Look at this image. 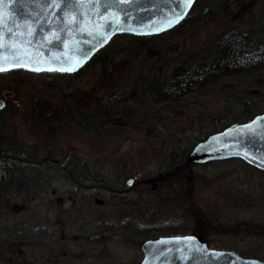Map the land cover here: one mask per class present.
I'll return each instance as SVG.
<instances>
[{
  "label": "rangeland",
  "instance_id": "374dc122",
  "mask_svg": "<svg viewBox=\"0 0 264 264\" xmlns=\"http://www.w3.org/2000/svg\"><path fill=\"white\" fill-rule=\"evenodd\" d=\"M194 4L188 13V21L176 32L156 35L147 45L138 48L127 47L126 39L115 36L101 52L104 61L96 60L79 73L66 76L0 73V89L2 86L16 89L15 92L8 90L6 98L11 96L13 100L3 118L11 123L9 130L17 147L30 148L32 157L45 153L48 148L58 151L60 156H76L79 163L74 166V176L85 173L80 178L81 184L90 186L89 193L105 200L104 207L95 206L93 197L88 204L77 206L80 220L88 214L92 220L80 225L74 223L71 227L74 236L92 234L88 237L91 243L71 245V253L73 250L77 257L75 264H100L112 260L116 253L121 264H139L142 258L140 244L144 241L141 232L146 235L192 233L200 222L210 247L217 248L222 240L224 246L217 249L233 250L246 257H250L248 252L252 249L258 252L256 258L264 260V203L261 207L251 198L252 190H255L256 197L262 195L260 198L264 202V173L244 165L239 159L193 165L190 196L186 195L180 177L173 183L168 179L157 181L155 189L145 187L143 209L133 213L138 222L133 229L110 228L100 219L105 208L113 204L107 195L110 182L105 178L115 163L124 159L131 169L140 171L143 168L145 177L155 175L158 168L160 173H168L167 166L177 157L178 147L187 144L197 133L206 134L218 124L228 106L227 95L239 99L262 95L263 71L242 75L238 80H222L215 87H206L205 92L181 97L170 107H164L158 99L154 102L151 94L147 95L145 83L151 81L149 88L159 96L160 87H156L155 81H163L169 74L167 65L173 59L194 61L200 58L205 52L212 51V44L224 33L236 30L264 38V0H195ZM144 72L146 78L143 80ZM115 95L120 97L118 105L121 107L116 117L125 115L127 120L125 116L116 121L114 116L99 121L92 118L89 126L80 121L77 111L84 104L90 108L95 105L89 99L95 97L104 102ZM127 107L136 111L130 113ZM151 111L154 112L152 116L147 114ZM40 170L39 165H32L29 171L25 188L30 192V201L25 202L26 208L20 207L22 203L18 199L0 194L7 220L11 216L18 223L8 229L9 224L0 222V246L6 241L13 251L16 250L13 256L10 255L13 264L40 258L38 252L27 251L33 245L40 247L38 239L43 223L40 197L44 187ZM48 174L50 185L47 187L57 192L55 195L48 193L47 197L51 218L60 211L57 196H65L61 192L71 187L66 173H56L53 169ZM86 175L94 178L85 179ZM98 193L102 196H97ZM80 201H84L83 196ZM70 205V201H65L63 209L70 210ZM61 213L65 211L61 210ZM27 242L31 245L25 249L23 245ZM94 246H98V252ZM82 248H85L83 253ZM22 253L25 256H21ZM79 254L84 255L83 261L79 260ZM98 258L101 261H97Z\"/></svg>",
  "mask_w": 264,
  "mask_h": 264
},
{
  "label": "water",
  "instance_id": "95a60500",
  "mask_svg": "<svg viewBox=\"0 0 264 264\" xmlns=\"http://www.w3.org/2000/svg\"><path fill=\"white\" fill-rule=\"evenodd\" d=\"M195 0H0V73L74 74L113 36H154L176 27ZM4 106L0 98V108ZM186 162L239 159L264 172V111L208 134ZM139 264H264L212 248L195 233L144 240Z\"/></svg>",
  "mask_w": 264,
  "mask_h": 264
},
{
  "label": "trees",
  "instance_id": "16d2710c",
  "mask_svg": "<svg viewBox=\"0 0 264 264\" xmlns=\"http://www.w3.org/2000/svg\"><path fill=\"white\" fill-rule=\"evenodd\" d=\"M195 5V4H194ZM194 5L192 9L194 8ZM188 21V15L173 29L165 32L171 33L176 32L179 30L185 22ZM164 33L158 34L156 37L165 35ZM117 37H122L128 41L127 47L134 46L138 48L139 46H145L147 45V42L151 40L154 36H133L131 34H119L116 35ZM113 36L112 38H114ZM212 51L208 53H204L200 58H197L196 60H188L181 59V60H172L171 64L169 63L168 69L169 74L164 78L163 81H155L156 87H160L157 91V94L159 96H156L154 91L151 90L150 82L148 81L145 83L147 85V95L151 94L152 100L155 102L157 99L160 101V103H163L164 107H170L173 106L178 99H181V97L189 96L192 93L199 94L200 92H205V88H212L215 87L216 84L220 83L222 80L226 79H233L238 80V77L250 75L251 73H257L263 71L264 72V38H256L251 36L249 33H244L240 31H229L227 33H224L220 35L216 41L212 44ZM104 48V47H103ZM100 50L85 66L89 65L92 62H95L96 60L100 63L104 61L102 58ZM129 52H126L127 54ZM207 58V59H206ZM193 61V62H192ZM84 66V67H85ZM83 67V68H84ZM82 68V69H83ZM81 69V70H82ZM11 72V71H10ZM13 72H25L27 71L23 70H13ZM76 73H79L76 72ZM52 75L56 76H66L71 74H59V73H51ZM141 78L144 80L146 78V73L144 72L143 75H141ZM143 85V84H142ZM16 90L15 88H4L2 86V89H0V96L2 95L3 91H7L6 93H9L8 90ZM10 90V91H11ZM261 90V89H260ZM150 91V93H149ZM15 92V91H14ZM262 95L259 94L257 96L249 97V98H235L232 96L227 95V108L223 113L220 115L221 118L219 119L218 124H215L214 127L207 131L206 134H199L197 133L195 136L191 137L187 144L178 147L177 151V157L172 159V161L169 163V171L168 173H159L153 175L156 179L159 178V180H166L168 179L169 182H174L175 178L180 177V179L183 181V184L185 186V193L187 196H190V190H191V184H192V169L191 167L195 164H189L186 162V158L188 153L190 152V148L193 147V145L201 140V138H205L208 134H212V132H215L217 130H220L226 125H229L234 122H242L246 121L250 118H252L256 113H260L264 111V88L262 87ZM5 94V93H4ZM16 95V93H15ZM120 97L115 95L112 98L105 99L104 102H102V99L98 98H91L89 101H92L95 103L94 106L91 108L84 104L78 112V116L80 117V121L82 123L87 124L86 126L91 125L90 119H96V120H102V118L108 117L110 115L116 116L121 111V107H118L117 105L120 103ZM13 100V97H7L4 107L0 110V115L2 116V121L0 122V152L1 153H11L15 155L16 146L18 143L13 137V133L11 130H9V125L11 123H7L3 118L5 113L11 109V101ZM108 100L112 101V103L115 101L116 106H113L112 108L107 106ZM182 104V103H181ZM180 104V105H181ZM128 108V107H127ZM111 109V110H110ZM130 109V108H128ZM126 109V110H128ZM12 111V110H11ZM114 111V112H112ZM136 110L130 109L128 112L134 113ZM112 112V113H111ZM124 113V112H123ZM154 112H147L148 115L152 116ZM12 116V115H11ZM11 116H9L11 118ZM125 116V115H124ZM124 116H119L122 119H124ZM126 117V116H125ZM128 118L126 117V120ZM79 121V122H80ZM47 152H50V154H46ZM56 150H51V148L46 149L45 153H40L37 156L39 157H49V156H55L57 155ZM230 160V159H229ZM238 160V159H236ZM241 161V160H238ZM243 164L244 162L241 161ZM250 167L248 164H244ZM177 167V169H175ZM253 168V167H252ZM255 169V168H254ZM82 169H80L81 171ZM257 170V169H255ZM259 171V170H257ZM262 172V171H260ZM264 173V172H263ZM13 176H11V179ZM17 178H13L12 181L14 183L18 182L16 180ZM33 181V180H32ZM167 181V180H166ZM185 182V183H184ZM2 194V193H0ZM251 198L254 199L253 203H260L261 207H263V199L258 196L256 197L255 190H252ZM251 202V201H250ZM252 204V203H251ZM201 223V222H200ZM198 223V225L193 229L192 233L199 234L203 237V239L206 241V238L203 233V226L202 224ZM130 229H133L130 227ZM129 230V229H128ZM132 231V230H131ZM175 232V231H174ZM177 232V231H176ZM145 232H139L140 236L143 237V239H147L150 237H156V235H146ZM160 234V233H159ZM176 234V233H174ZM159 236V235H157ZM33 240V239H32ZM38 241V240H37ZM80 244V243H79ZM82 244V243H81ZM80 244V245H81ZM220 245L217 246V248H221V246H224V243L219 242ZM31 245V242H28V246ZM231 247H234V244H230ZM98 246H94L93 248L97 250ZM33 250L30 252H38L39 249L35 245H33ZM85 248H82V253L84 252ZM105 253V252H104ZM80 261H83L81 258L84 256L83 254H79ZM95 255V254H94ZM92 255V256H94ZM97 255V254H96ZM100 255V253H99ZM248 256L256 257L258 256V252H255V250H249ZM106 258V257H105ZM97 261H101V259H97ZM95 263V260L93 261ZM83 264V262H82ZM100 264H121L120 256L113 255L112 260L101 262Z\"/></svg>",
  "mask_w": 264,
  "mask_h": 264
},
{
  "label": "flooded vegetation",
  "instance_id": "af4514ba",
  "mask_svg": "<svg viewBox=\"0 0 264 264\" xmlns=\"http://www.w3.org/2000/svg\"><path fill=\"white\" fill-rule=\"evenodd\" d=\"M3 100L5 104L6 97H4ZM116 105L117 104H113L111 100L110 101L108 100L107 106L109 108L110 107L112 108L113 106ZM117 106L120 107L119 105ZM109 117L112 118L113 116L110 115ZM114 117H115L114 121L121 119L119 116L117 117L114 116ZM15 149H16L15 155L11 153L5 154L0 152V159L2 160L0 167V193H2V195L4 196L7 195L18 199L22 203L20 207L26 208L25 202L30 201L29 200L30 192H27L25 187H26V181L28 180L27 177L30 173L29 171L32 165L40 166L41 176L39 177L43 181L42 183H44V187L42 188V194L40 197L42 200V207H43V211H42L43 215L42 218H40L43 221V223L40 226V234L38 239L40 243V247H39L40 258L39 260L34 259L33 261L32 259H29V261H26V263L27 264H75V262L77 261V257L74 254L73 250L71 253V249H70L71 245L76 246L79 245V243L81 244L82 242L91 243L88 237L91 236L92 234V233L91 234L88 233L87 236H82V237H79V235L74 236L73 234L74 229L71 228L73 227L74 223L75 224L79 223L80 225L81 223L84 224L85 222L90 223L92 220V217H88L89 214L85 215L84 216L85 218L83 220H80L77 214V206H79L80 203H82V205L88 204L90 198L93 197V202L95 206L104 207L106 204L105 200H103L102 198L101 199L97 198L96 194L89 193L90 186L88 187L85 186L84 184H81L80 178L82 176H85V173H77L74 176V172H73L75 171L74 166L79 163V159L76 156H72L71 154L67 155L66 157L60 156L59 152L57 151L58 153L55 156H49V157L46 156V157L37 158V156L32 157L30 148L28 147L23 146V148H19L16 146ZM46 154H50V152H47ZM123 160L124 159H122L119 162V164L115 163L112 169H110L108 178L107 179L105 178L107 182L108 180L110 182L109 183L110 188H108L107 195H110V201H112L113 204L108 205L104 210V215L100 216V219L103 220L104 223H106V225H108L110 228H117V229L138 226L137 225L138 222L137 220H135L136 217L135 214L141 212V209H143L144 203L142 202H144V193H143L144 189L145 187L146 188L151 187L152 189H155L157 185V181H160L159 178L156 179L153 176L145 177L142 171L143 168L140 171L138 169L134 170L133 168L132 169L129 168L128 164L126 162H123ZM69 164L72 166H70ZM169 165L170 164H168V166ZM53 169L56 171V173H62L63 175L66 173L67 181L69 183L68 186H70L71 189L67 188L66 190H63V192H61V194L65 193L66 194L65 196L64 194L61 196H57V203H58L57 207L60 211L57 212L56 216L50 218V216H48L49 215L48 211L50 209L48 208L50 207L48 205V199H49L47 198L49 196L48 193L53 195L57 193L55 189L53 188L49 189L47 187L48 185H50V183H48L49 182L48 172L49 170L52 171ZM78 169H82V168L78 166ZM158 169L156 170L157 175L160 174L159 173L160 170ZM175 169H177V167H175ZM11 176H13V178H17L18 180L17 184L16 182L14 183V181H12L13 178L11 179ZM87 177L94 178V176L86 175L85 179H87ZM101 194L98 193L97 196L101 197L102 196ZM81 196L84 197L83 202L80 201ZM65 201H70L71 204L70 210L63 209L65 207L64 206ZM5 209L6 207L5 206L2 207V205L0 204V222L2 224H9L8 229H10L11 225L15 227V225H17L18 223L15 222L11 216H9V218L11 219L7 220L8 217H6L7 215ZM61 210H64L65 213H61ZM86 211L90 213V210H86ZM8 233L10 234V232ZM10 237L11 239L15 238V236H10ZM10 237L8 238L10 239ZM82 240H85L86 242ZM3 246L2 245L0 246L1 249L0 264H13L14 259L11 258V256L15 254L14 251L16 250L13 251L11 244L6 241H4ZM23 247L27 249L28 242L25 243ZM32 250L33 248H28L27 251L28 253H30V251ZM28 255H26L25 258H27ZM21 256H25L24 253H22ZM16 262L17 261H15V263ZM20 264H23V262Z\"/></svg>",
  "mask_w": 264,
  "mask_h": 264
},
{
  "label": "snow or ice",
  "instance_id": "6c2138e0",
  "mask_svg": "<svg viewBox=\"0 0 264 264\" xmlns=\"http://www.w3.org/2000/svg\"><path fill=\"white\" fill-rule=\"evenodd\" d=\"M192 0H189V4H191Z\"/></svg>",
  "mask_w": 264,
  "mask_h": 264
},
{
  "label": "bare ground",
  "instance_id": "6f19581e",
  "mask_svg": "<svg viewBox=\"0 0 264 264\" xmlns=\"http://www.w3.org/2000/svg\"><path fill=\"white\" fill-rule=\"evenodd\" d=\"M218 131V130H217ZM202 139V138H201ZM200 141V140H199ZM198 142V141H197Z\"/></svg>",
  "mask_w": 264,
  "mask_h": 264
}]
</instances>
